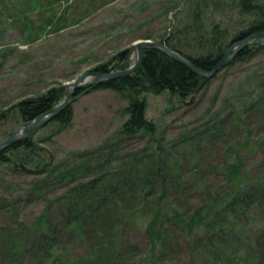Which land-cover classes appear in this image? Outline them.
Here are the masks:
<instances>
[{
  "label": "rangeland",
  "instance_id": "obj_1",
  "mask_svg": "<svg viewBox=\"0 0 264 264\" xmlns=\"http://www.w3.org/2000/svg\"><path fill=\"white\" fill-rule=\"evenodd\" d=\"M196 1L203 3L209 18L212 14L218 19L224 15V11L216 10L209 0ZM194 2L0 0V143L21 125L11 114L6 120L1 118L15 104L63 88L61 104L69 92H73L72 98L75 97L76 90L71 88L75 82L95 74L96 67L108 63L121 52H128L124 64L128 65L126 69L130 68L137 41L149 39V36L156 41L173 30L184 33L186 14L194 9ZM234 12L230 16L242 20V16ZM241 27L242 24L239 29ZM259 42L264 45V42ZM118 71L121 69L117 66L114 72ZM92 82L94 77L83 84ZM259 87L264 88V49L253 59L222 70L185 103L167 93L147 96V115L158 126L161 151L168 154V162H181L182 183L188 185L174 189L167 182L165 205L177 203L192 214L198 206L208 204L213 196H227L230 188L219 171L226 161L241 159L246 172L258 179L264 177V168L260 166L264 158L263 150H256L257 144L239 147L248 137L247 128L251 130L252 142L264 139V116L256 110H249L243 112L241 122H236L231 115L235 99L246 100L248 88L264 92ZM127 104L124 97L106 89L81 97L72 104L74 119L68 128L58 132L56 124L47 123L36 132L34 139L44 152L35 161L58 164L73 154L104 144L116 135L127 119L124 113ZM156 144L147 145L145 141L129 143L125 153L152 149ZM13 173L9 167H0V178L9 188L6 195L4 191L7 190L0 184V197L7 196L8 201L18 198L23 191L25 193L34 178ZM178 191L184 194L175 196ZM127 200L125 197L121 203ZM132 202L138 205L141 200L137 197ZM17 206L27 224L37 220L47 207L45 201L37 204L22 201ZM224 211L234 217V226H229L223 234L217 233L209 250L219 249V254L234 255L233 264H247L245 259L249 264H264V210L247 216L236 210ZM116 217L119 219L120 214ZM56 226L59 230L60 226ZM10 227H16L12 225L10 210L0 207V231L6 233ZM86 229L89 231V228ZM165 234L170 252L165 253L164 259L159 256L157 262L149 263L146 255L151 252L152 243L147 234L136 226L126 229L125 244L135 250L133 254H127L122 264L214 263L215 259L207 251L203 253L199 241H192L184 228L168 226ZM30 237L31 233H28L26 241ZM56 238L59 244L70 245L73 235L61 234ZM36 249L28 244L24 254L25 264H36ZM68 253L69 257L83 255L85 249L82 244L73 245ZM205 253L206 256L203 255Z\"/></svg>",
  "mask_w": 264,
  "mask_h": 264
},
{
  "label": "trees",
  "instance_id": "obj_2",
  "mask_svg": "<svg viewBox=\"0 0 264 264\" xmlns=\"http://www.w3.org/2000/svg\"><path fill=\"white\" fill-rule=\"evenodd\" d=\"M209 1L216 10L222 9L224 15L218 19L212 14L209 18L203 3L195 0L194 9L186 14L184 33L173 30L156 40L204 72H211L231 46L264 32V0ZM234 11L242 16V20L230 16L235 14ZM262 49L261 42H251L239 51L229 66L253 59ZM127 57V51L121 52L94 71L111 73L117 66L121 71L127 70L128 65L124 64ZM208 80L162 51L146 49L142 64L134 75L108 80L94 90L115 91L128 102L124 110L127 119L110 140L93 150L73 154L58 164L35 161L44 152L33 149L29 142L32 138L36 143L35 132L2 150L0 167H9L13 174L34 178L29 189L18 198L8 201L7 196L0 197V207L9 208L12 225L16 226L8 228L6 233L0 231V264H25L24 254L29 243L33 249L37 248L34 251L36 264H122L127 254H133L135 250L125 244L126 229L131 230L134 226L143 230L151 240V252L146 255L149 263L157 262L159 256L164 259L165 253L170 252L167 250L170 247L166 246L165 229L177 226L184 228L192 241H199L203 253L207 251L215 259L213 264H233L234 255H222L219 249H209L217 233L223 234L229 226H234V217L226 215L224 210H236L242 216L260 214L264 210V177L258 179L246 172L241 159L226 161L219 171L230 188L227 196H213L208 204L198 206L192 214L177 203L165 205L167 182L174 189L188 185L182 183L181 162H168V154L161 151L158 126L147 115L148 95L167 93L185 103L194 98ZM90 86L77 88L74 96ZM258 89L264 90L262 87ZM248 90L246 100L236 98L232 103L231 115L236 122H241V115L249 110H256L264 116V92ZM62 98L63 88L50 90L44 95L20 101L1 118L6 120L11 114L19 124L29 123L56 108ZM73 119V105H70L48 124H56L60 132L68 128ZM247 133V139L239 147L257 144L256 150L264 152V139L252 142L250 128ZM141 141L151 146L157 144L152 149L125 153L129 143ZM263 159L260 166L264 168ZM0 184L5 187L2 178ZM5 189L7 195L9 188ZM183 194L181 191L174 193L175 196ZM125 197L128 200L121 203ZM137 197L141 202L133 205L132 201ZM22 201L27 204L45 201L47 207L37 220L27 224L21 211L19 213L20 208L16 207ZM116 214H120L119 219ZM56 224L60 226L59 230ZM28 233L31 237L26 241ZM61 234L73 235L70 245L59 244L56 235ZM79 244L85 253L69 257L68 249ZM245 260L249 264L248 259Z\"/></svg>",
  "mask_w": 264,
  "mask_h": 264
},
{
  "label": "water",
  "instance_id": "obj_3",
  "mask_svg": "<svg viewBox=\"0 0 264 264\" xmlns=\"http://www.w3.org/2000/svg\"><path fill=\"white\" fill-rule=\"evenodd\" d=\"M255 40L264 42V32L254 34L250 36L249 38L231 46L227 50L224 58L216 65V67L211 72H204L196 68L194 65H192V63L188 59L182 57L180 54L170 49L164 43H161L159 41H154L151 39L139 40L136 42V46L139 51V58L135 64H133L130 68L124 71L90 74V75L83 77L79 81L75 82L71 86L73 91H75L79 87L84 86L85 84L83 83L87 82L91 77H94V82L91 83V86L85 89L78 96L72 98L73 92L72 93L69 92L67 98L61 104H59L56 108L41 115L40 117H38L36 120L32 122L21 124L20 127L15 132H13L6 140L0 143V152L24 138H29L31 133L33 132L36 133L38 130L43 128L47 123H49L54 117H56L60 112L68 108L74 102L78 101L81 97L88 95L89 93L94 91L97 87L101 86L106 81L112 80V79L126 78L131 75H134V73L138 70V68L142 64L146 49L160 50L166 55H168L170 58L186 65L191 71L195 72L196 74L206 77L207 79H211L214 76H216L218 73H220L222 70H224L226 67H228L243 47L247 46L248 44H250L251 42ZM29 142L31 146L33 147V149L37 151L42 149L41 146L34 143L32 138L29 139Z\"/></svg>",
  "mask_w": 264,
  "mask_h": 264
},
{
  "label": "bare ground",
  "instance_id": "obj_4",
  "mask_svg": "<svg viewBox=\"0 0 264 264\" xmlns=\"http://www.w3.org/2000/svg\"><path fill=\"white\" fill-rule=\"evenodd\" d=\"M162 43V42H161ZM139 58V51L137 49V46L135 45L133 51H132V60H133V64H135L137 62Z\"/></svg>",
  "mask_w": 264,
  "mask_h": 264
}]
</instances>
